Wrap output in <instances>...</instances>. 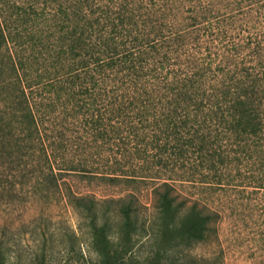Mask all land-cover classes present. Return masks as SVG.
Returning <instances> with one entry per match:
<instances>
[{
    "label": "trees",
    "instance_id": "obj_1",
    "mask_svg": "<svg viewBox=\"0 0 264 264\" xmlns=\"http://www.w3.org/2000/svg\"><path fill=\"white\" fill-rule=\"evenodd\" d=\"M72 176L127 188L82 192ZM141 185L155 198L147 224ZM4 189L64 199L89 264H136L143 236L165 251L205 239L221 195L263 214L264 0H0ZM49 215L31 216L30 264H48L56 234L34 222Z\"/></svg>",
    "mask_w": 264,
    "mask_h": 264
},
{
    "label": "rangeland",
    "instance_id": "obj_2",
    "mask_svg": "<svg viewBox=\"0 0 264 264\" xmlns=\"http://www.w3.org/2000/svg\"><path fill=\"white\" fill-rule=\"evenodd\" d=\"M70 180L79 191L94 192L97 195L116 196L127 188L106 186L95 180L82 181L75 176ZM179 188L186 193L198 190L186 183L179 185ZM133 189L137 196L135 204L140 220L147 224L156 215L152 187L141 185ZM16 194L12 189L0 190V239L4 240L7 255L5 264H30L33 228L31 216L38 207H43L50 215L47 216L49 219H37L34 224L45 220L49 230L56 234V243L50 250L48 264H89L96 258L90 246L88 232L77 228V216L64 199L37 202L31 200L26 193ZM201 195L203 201L209 198L206 194ZM237 196L231 195L237 201V210L233 209L234 212L231 208L225 209L227 203H224L222 195L220 198L215 196L224 208L222 218L217 220L205 239L190 246H169L165 251L163 248L168 244L159 239L151 250L149 244L144 243L146 237H141L136 244L140 249V261L136 264H264V213H260L257 207L248 212L250 209L245 206L244 199L240 200ZM15 256L17 259H14Z\"/></svg>",
    "mask_w": 264,
    "mask_h": 264
}]
</instances>
